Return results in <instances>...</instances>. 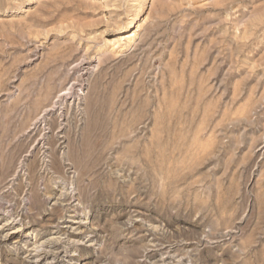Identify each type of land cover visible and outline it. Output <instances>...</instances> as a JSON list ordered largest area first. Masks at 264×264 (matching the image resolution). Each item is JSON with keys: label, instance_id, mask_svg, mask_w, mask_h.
Returning <instances> with one entry per match:
<instances>
[{"label": "rangeland", "instance_id": "374dc122", "mask_svg": "<svg viewBox=\"0 0 264 264\" xmlns=\"http://www.w3.org/2000/svg\"><path fill=\"white\" fill-rule=\"evenodd\" d=\"M0 264H264V0H0Z\"/></svg>", "mask_w": 264, "mask_h": 264}, {"label": "bare ground", "instance_id": "6f19581e", "mask_svg": "<svg viewBox=\"0 0 264 264\" xmlns=\"http://www.w3.org/2000/svg\"><path fill=\"white\" fill-rule=\"evenodd\" d=\"M135 26V25H134ZM133 26V27H134ZM132 27V24H131V26H130V28ZM133 27H132V29H133ZM129 28V29H130ZM131 31L129 30V31H127V36L126 37H123V39L122 40H124L125 41V46L126 47H129V46H132L133 44H134V40H135V34H133V33H130ZM121 40V39H120ZM105 44V43H104Z\"/></svg>", "mask_w": 264, "mask_h": 264}]
</instances>
